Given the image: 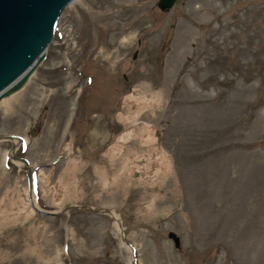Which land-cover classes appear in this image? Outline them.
Masks as SVG:
<instances>
[{"label":"rangeland","instance_id":"1","mask_svg":"<svg viewBox=\"0 0 264 264\" xmlns=\"http://www.w3.org/2000/svg\"><path fill=\"white\" fill-rule=\"evenodd\" d=\"M1 136L0 264H264V0L70 1Z\"/></svg>","mask_w":264,"mask_h":264},{"label":"water","instance_id":"2","mask_svg":"<svg viewBox=\"0 0 264 264\" xmlns=\"http://www.w3.org/2000/svg\"><path fill=\"white\" fill-rule=\"evenodd\" d=\"M71 0H0V99L20 89L28 80L36 66L45 56L47 46L54 36L57 19L63 7ZM176 0H157L162 9L171 8ZM136 52H134V56ZM158 138L160 134L157 131ZM8 137L14 134L6 135ZM6 136H1L6 137ZM19 139H23L20 135ZM12 160H20L28 182L32 208L42 213H57L38 207L32 196L33 169L29 160L14 152ZM92 210L110 209L82 205ZM168 234L180 245V236L174 231ZM131 264H134L131 261Z\"/></svg>","mask_w":264,"mask_h":264},{"label":"bare ground","instance_id":"3","mask_svg":"<svg viewBox=\"0 0 264 264\" xmlns=\"http://www.w3.org/2000/svg\"><path fill=\"white\" fill-rule=\"evenodd\" d=\"M72 1V0H71ZM19 90V89H18ZM18 90H16V91H18ZM15 91V92H16ZM14 93V92H13ZM13 93H11V94H13ZM10 94V95H11ZM7 96H9V95H7ZM130 95H128V100L129 101H134V102H137L138 103V112H136L135 114H134V116L135 117H137L138 116V114H139V112H140V101H139V99L138 98H133V97H129ZM6 96H3L2 98H5ZM1 98V99H2ZM134 117V119H129L128 120V124H131V123H135V125L137 124V118H135ZM155 131H154V128L152 127V126H150V125H145V126H143L141 129L138 127V125H136L135 126V128L133 129V130H130V131H128V133H127V135L125 136V135H123V136H121V138L120 139H125V140H127L128 138H130L131 136V134L133 135H139L140 134V136L142 137V140L144 141V142H147V141H149L150 139H153V138H155L156 139V137H155ZM127 138V139H126ZM1 139V138H0ZM12 139H14V138H12ZM20 139H15L14 140V143H17V141H19ZM122 141V140H121ZM13 149H14V147H13ZM14 152V150L13 151H11V152H9L8 153V155L9 154H11V153H13ZM163 157L165 158V161L166 162H168L167 160L168 159H166V157H165V155L163 154ZM19 161V164L20 165H22V162L20 161V160H18ZM32 192H33V189H32ZM33 196V195H32ZM111 213H112V216L114 217V222H115V224H114V226H115V228H116V230L117 231H119V232H121L122 231V227H121V225H120V216H119V214L118 213H116L115 211H110ZM122 234V233H121ZM121 241H122V244L125 246V247H127L129 250H132L131 249V246L130 245H128L125 241H123V239H121ZM133 258V256H131V259Z\"/></svg>","mask_w":264,"mask_h":264}]
</instances>
